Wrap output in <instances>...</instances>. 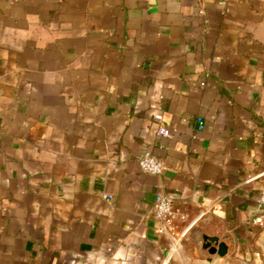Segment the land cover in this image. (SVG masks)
Returning a JSON list of instances; mask_svg holds the SVG:
<instances>
[{
  "label": "crops",
  "instance_id": "0c3cea01",
  "mask_svg": "<svg viewBox=\"0 0 264 264\" xmlns=\"http://www.w3.org/2000/svg\"><path fill=\"white\" fill-rule=\"evenodd\" d=\"M263 187L264 0H0V264H264Z\"/></svg>",
  "mask_w": 264,
  "mask_h": 264
},
{
  "label": "built area",
  "instance_id": "2783aa9c",
  "mask_svg": "<svg viewBox=\"0 0 264 264\" xmlns=\"http://www.w3.org/2000/svg\"><path fill=\"white\" fill-rule=\"evenodd\" d=\"M157 120H162L163 115L157 114ZM204 127V123L200 122V128ZM161 135L170 136V131L165 127H160ZM141 168L151 174H161L164 170V163L155 157L150 151H146L140 158ZM113 198V195H104ZM153 214L158 221L159 230L162 233H174L176 230V222L178 218L186 219L187 216L180 214L174 206V195L170 192H162L157 195L156 201L152 208ZM254 222L264 224V187L261 190L258 201V213L254 218Z\"/></svg>",
  "mask_w": 264,
  "mask_h": 264
},
{
  "label": "water",
  "instance_id": "95a60500",
  "mask_svg": "<svg viewBox=\"0 0 264 264\" xmlns=\"http://www.w3.org/2000/svg\"><path fill=\"white\" fill-rule=\"evenodd\" d=\"M201 247L210 254V257L203 259V264H213L214 258L222 260L229 253V245L218 236L204 234Z\"/></svg>",
  "mask_w": 264,
  "mask_h": 264
}]
</instances>
